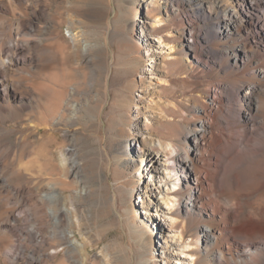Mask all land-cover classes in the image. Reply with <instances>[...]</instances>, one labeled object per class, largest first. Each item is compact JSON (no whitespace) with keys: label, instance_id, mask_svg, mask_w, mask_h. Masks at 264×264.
I'll return each instance as SVG.
<instances>
[{"label":"rangeland","instance_id":"1","mask_svg":"<svg viewBox=\"0 0 264 264\" xmlns=\"http://www.w3.org/2000/svg\"><path fill=\"white\" fill-rule=\"evenodd\" d=\"M196 3L0 0V264H163L171 241L196 246L207 225L216 238L197 264H264L260 158L247 164L234 155L222 189L203 195L209 211L180 212L176 237L175 218L164 221L163 199L152 194L180 191L176 175L170 185L151 175L171 163L158 140L178 128L190 151L183 137L195 118L213 116L215 86L257 83L264 121V26L250 25L263 22L264 0ZM225 9L236 13L233 33L205 35L207 23L227 25ZM192 26L200 33L180 32ZM72 92L75 110L66 104Z\"/></svg>","mask_w":264,"mask_h":264},{"label":"bare ground","instance_id":"2","mask_svg":"<svg viewBox=\"0 0 264 264\" xmlns=\"http://www.w3.org/2000/svg\"><path fill=\"white\" fill-rule=\"evenodd\" d=\"M10 1L12 0H9V2ZM169 1L172 3L174 0ZM209 1L210 0H198V3L196 4L204 8L205 3H209ZM225 13L228 17L227 25L221 28V20H218V26L215 23H207L205 25V35L219 34L221 36L229 37L230 34L233 33V30L237 27L235 25V17L237 18L236 13H234V11L231 9H225ZM172 16L174 17L175 14H173ZM174 18H177V13ZM263 19L262 23H260L258 20L256 22L250 21V25L254 23L255 26H260L261 24L264 26ZM169 25L170 24H166L165 26L168 27ZM252 28V26H247V29L250 31L252 30ZM188 31L197 32L198 34L200 33V30H196L193 26L192 28L185 27L180 32L186 35ZM158 33H160V31H158ZM184 35L182 39L183 43H185L187 47H193L192 43H189L185 39L186 36ZM236 46L237 45L234 43L230 45V49L231 51H233V53H235V56L239 54V49H237ZM3 48L4 47H2V49L0 50V53L5 54L7 51L5 52ZM2 59L3 58L0 54L1 62L4 60ZM5 73L6 69L3 68L2 64L0 63V85H3V83L5 84ZM262 92V87H260L257 83L243 79H240L238 83L234 85V88L230 87L227 84L215 86L211 91L212 94H209L208 92L207 95V98L209 99L208 102H210V104L212 105V107L210 108L213 113V116L201 117L199 119L195 118L193 120L194 126L190 131L187 132L186 136L183 137L184 144L190 149V151L186 150L185 147L181 146V141L177 142V137H180V135L182 136L183 134V132L178 128L177 130L174 129L175 131H173L174 133L171 134V139H166L161 136L159 137V147H163L165 149V152L168 154V158L171 163L164 164L163 167H165V170L162 172V174V169L159 171L158 168H153L154 171L152 170L151 175H153L155 172H157L158 174L160 173L158 177L161 178V180L164 179L165 185H170L173 179L171 178L172 175L173 177L174 175H176L175 180L179 183H176L178 184V188H180L181 183H183L182 187L185 190V188H187L184 187L185 182L188 186V190L186 189L188 192L187 195L180 193L182 187L180 191L177 190V192L172 189L171 186V192H158L155 190L152 191L154 197L158 195L156 197L160 196L163 199L165 207L157 206V209L159 208L164 214V221H173L174 219L172 217L175 218V221L170 227L169 236L176 237V234L171 233L179 231L178 228L181 225L180 222L185 223L186 217H183L180 212H184V214L188 216L196 207H200L205 211H209V208L204 207L203 205V195L205 192H211V195L214 196L217 191L219 192V190L222 189L224 184L223 176H225L226 174H230L234 161V155L239 157L242 162L243 160L245 162H250L247 164H251V161L253 162L256 158L261 159V161L258 162L262 163L263 165V170H260V174L262 171L261 175L263 177V184L261 186L264 188V121L258 119V112L260 111V104L262 100L260 98V94ZM74 95L75 93L72 92V97L68 100V102H66L67 107L72 110H75L79 104L74 99ZM196 103L193 109L195 110L194 112L197 113L198 111H203L206 113V104L204 106H200ZM166 116H168V114ZM179 117L181 119L185 118L184 111L181 112ZM216 124L219 125V129L216 128ZM127 143H129V140L127 141ZM213 143L214 147L210 148L213 146ZM155 146L156 145H154V148ZM205 155L208 156L205 157ZM63 156L64 153H62L60 157L62 160L65 159ZM212 161H214L213 166L215 167L213 168V170L211 169ZM75 163L76 162H74V164ZM205 163H208L209 167L203 165ZM199 164L203 167L202 172L200 173L197 171L196 168V165ZM259 166L261 167V165ZM260 169H262V167ZM166 174H168L169 176L167 177ZM206 179L210 180V183L207 186H205V181H207ZM211 212L213 211L211 210ZM247 227H249L248 223L242 224L240 230L243 231ZM199 228L201 229L200 235L205 238V241L196 243V246L194 245L195 247L193 246V240L186 241L185 245H181L179 243L171 241V245L168 247L167 250L168 261L163 262V264H197L200 252L203 250L206 251L208 249L207 247L209 243L213 241L214 238H216V231L210 228L208 225L200 226ZM178 237L183 238L184 232L180 231ZM62 240H66L65 235H62ZM261 244L264 245V243ZM255 245L256 243L252 241L251 246L255 247ZM175 256H178V258ZM180 258H182V260H180ZM153 261H157V257H154Z\"/></svg>","mask_w":264,"mask_h":264}]
</instances>
